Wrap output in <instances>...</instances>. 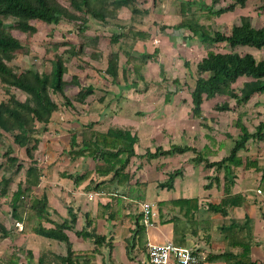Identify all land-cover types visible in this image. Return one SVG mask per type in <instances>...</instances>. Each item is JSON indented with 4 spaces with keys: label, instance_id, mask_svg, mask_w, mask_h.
<instances>
[{
    "label": "crops",
    "instance_id": "crops-1",
    "mask_svg": "<svg viewBox=\"0 0 264 264\" xmlns=\"http://www.w3.org/2000/svg\"><path fill=\"white\" fill-rule=\"evenodd\" d=\"M152 1V11L144 10L156 16L133 21L126 31L115 20L108 37L119 34L114 47L87 58L85 67L73 72L75 83L64 79L68 98L67 90L75 88L72 106L58 105L40 133L39 178L26 197L45 202L46 228L69 218L72 209L76 221L64 230L68 242L3 221L0 264H64L68 247L76 255L74 264H147L149 242L197 249L205 254L204 264H264V135L247 139L236 160L211 164L230 155L242 128L252 133L264 120V114L251 119L254 105H248L257 103L256 93L244 103L203 94L200 112L194 114L196 64L208 43L174 25L180 22L181 1L197 14L207 2L197 9L190 7L200 4L197 0ZM211 1V11L222 8L214 10ZM93 36L103 39L105 33L95 30ZM114 52L118 70L112 76L105 69ZM128 54L145 60L138 74L126 62ZM231 100V110L217 108ZM109 128L135 137L127 162L122 163L124 153L101 145L93 154H74L93 146L96 133ZM144 200L154 211L148 226L140 213ZM83 231L105 240L95 244Z\"/></svg>",
    "mask_w": 264,
    "mask_h": 264
},
{
    "label": "trees",
    "instance_id": "trees-1",
    "mask_svg": "<svg viewBox=\"0 0 264 264\" xmlns=\"http://www.w3.org/2000/svg\"><path fill=\"white\" fill-rule=\"evenodd\" d=\"M244 1L235 0L233 4L220 8L217 12L229 10L233 8L235 3L243 4ZM69 3L75 9L82 8L87 14L100 22H105L106 18L116 17L118 9L125 4H132L131 10L135 13L140 11V8L134 5V0H69ZM66 12V7L57 0H0V18L11 17L14 24L22 31L35 29L30 23L31 20H39L49 24L58 23L61 16L66 14ZM174 27L186 30L191 37L195 36L204 43L219 44L224 42L225 46L229 49L225 52L209 49L206 55L196 64L197 75L195 85L191 91L194 114L200 112L203 94H206V96L220 94L230 96L239 101H247L253 92L264 91V58L257 60L249 52L240 53L235 50L239 46H249L257 49L263 47L264 25L251 27L249 25L233 24L226 32L219 30L211 31L207 25L200 22V15L189 12L187 10V2L181 1L180 22L174 25ZM82 28H85L84 24ZM118 38L119 34L113 36L112 40H117ZM19 45V41L12 34L0 28L1 75L9 73L4 60L9 58ZM126 58V62L132 64L134 72L138 74L139 67L145 60L130 54ZM117 70L118 54L114 52L108 58L105 71L115 76ZM8 75L9 86L22 90L28 97L23 101H19L15 99L13 94H9V99L0 104V132L12 134L14 143L24 147L27 156L32 160L31 162H34L32 151L37 148L41 133L37 129L36 123H48L52 114L57 109V104L50 97L46 81L39 76L33 73L29 76L26 71ZM63 75L64 65L57 57L55 68L48 83L53 91L63 96L64 103L72 106L69 98L63 92V86L66 83ZM240 77H249L251 80L245 83V87L238 94L235 88L232 87V84ZM217 108L221 110L228 109V104L223 103ZM241 131L240 137L232 147L230 155L211 164L220 165L226 161L236 160L235 155L237 150L244 146L247 139L250 137L261 139L263 137L264 120L259 121L252 133H249L245 128H242ZM134 141L135 137L128 130L109 128L105 134L96 133L93 142L94 148L91 145H84L81 150L74 151V154L79 155L87 152L88 154H93L101 148L100 145L104 148L113 147L116 148V154L119 152L125 154V158L122 159V163H125L134 152ZM73 142L72 139V145L74 144ZM175 149L184 150L185 147H175ZM163 152H169V150H164ZM6 153V161L5 163H0V170L6 167L12 169L13 172H19L22 165L18 163L17 157L10 155L9 150ZM25 174V183L18 182L16 189L10 196V202L13 207L12 213L18 221L22 222L21 230L23 232H35L46 237L68 242V236L64 230L70 228L76 221V214L72 209H68L69 218L63 219L60 223H56L54 227L49 228L42 225V221H48L45 202L36 196H31L28 199L26 197L27 202L24 206V215L17 214L18 202L21 197L25 194L28 196L27 191L31 185L38 182L39 174L36 164L30 163L26 168ZM3 181H8V179L2 175L0 178V194L7 192L6 187H1ZM0 228L3 234L6 233L3 225ZM83 234L94 237L95 244H99L105 240L104 236L94 232L85 231ZM74 256L76 255L68 247L66 254L62 257L64 264H72Z\"/></svg>",
    "mask_w": 264,
    "mask_h": 264
},
{
    "label": "rangeland",
    "instance_id": "rangeland-1",
    "mask_svg": "<svg viewBox=\"0 0 264 264\" xmlns=\"http://www.w3.org/2000/svg\"><path fill=\"white\" fill-rule=\"evenodd\" d=\"M57 1L67 9L66 14L61 16L58 23L49 24L39 20H31L30 23L35 27V29L31 31H22L14 24V21L11 17H1L0 28L5 32L12 34L20 43V45L11 53V56L4 60L9 71L8 74H18L20 72L26 71L29 76L31 73H33L45 80L48 86L47 89L50 97L57 104L58 109V105L63 104L64 98L60 93L53 91L48 83L55 68L57 57L64 65L63 78L70 84H72V82L75 83L76 81L71 79L73 72L77 68H81V65L85 67L83 63L87 58L95 57L99 51L98 49L107 48L108 45L114 47L115 42L112 41L111 38L108 39V37L111 34V32H109L111 31V28H115V26H113L115 20L123 22V25L126 26L124 28L126 31L127 29H131V26L134 27L133 21L149 19L150 16H156L157 14H153L155 12L147 13L144 10L146 7L152 11V8H154L152 0H134V5L140 8L138 13H135L131 10L132 4H125L118 9L116 17L106 18V21L108 19L111 20L105 25L99 20L91 17L82 8H73L69 3V0ZM205 1L207 2V8L205 11L199 13L201 14L200 21L207 25L211 31L219 30L226 32L233 24L249 25L251 27H260L264 25V0H245L243 4L235 3L233 8L220 13L213 10L211 11V8L209 9L210 11H207L209 5L212 2L211 0H197V3L200 4H190V7L194 6V8L198 9L201 7V5H203V3L205 5ZM214 3L216 4H213L211 7L215 6L214 10H217L219 6L225 8L228 7V5L230 6L232 2L230 0H215ZM83 24L85 25V28H82ZM95 30H99L100 34L105 33L103 39H98L97 37V39L94 40L93 34ZM113 32L115 31L113 30ZM206 45L208 49L212 48L215 51L225 52L229 50L228 47L225 46L224 42L219 44H211L213 46L208 44ZM122 46L123 48L126 47L124 44ZM235 50L240 53L249 52L253 54L257 60L264 58V46L259 49L249 46H239L236 47ZM102 52L103 51L101 50L99 52L101 56ZM105 56L108 57V54ZM8 74H0V104L2 102H6L9 99V94H13L15 99L19 101L25 100V98L28 97L25 92L13 86H9ZM250 80L251 78L249 77H240L232 84V87L235 88L238 94H240L241 89L245 87V83L249 82ZM74 91V87L67 90L69 99L73 98ZM253 93L257 94V96L256 94L254 95L257 103H250L248 106L252 107L254 105L252 113L254 111L255 115H252L251 119H254V122H256V119L263 117L264 114V91L261 93ZM230 102L231 105L229 104L228 106L229 110L235 107L233 100ZM242 103H244V101H242ZM224 114H226L225 111ZM36 126L40 132L45 129V124L36 123ZM38 147L39 146L37 145V148L32 151L34 162H31L32 160L27 156L25 148L14 143L12 134L3 131L0 132V163H5L7 157L6 151L9 150L10 155L17 157L18 163L22 165L19 172L17 173L6 167L0 170V178L3 175L8 179V181H3L1 183V187H6L7 192L5 194H0V226L3 225V221L6 222L10 220L13 223L12 225L18 227L16 224V218L12 213L13 207L10 202V196L16 189L18 182L21 181L25 183V172L28 165H30V163L37 164L39 159ZM26 202L25 194L18 202V215H24V206Z\"/></svg>",
    "mask_w": 264,
    "mask_h": 264
},
{
    "label": "built area",
    "instance_id": "built-area-1",
    "mask_svg": "<svg viewBox=\"0 0 264 264\" xmlns=\"http://www.w3.org/2000/svg\"><path fill=\"white\" fill-rule=\"evenodd\" d=\"M140 213L144 225H152L154 211L152 203L142 201L140 203ZM22 228L21 222H16ZM146 252L148 256L147 264H204L205 254L202 251L191 247L176 246L173 243H147Z\"/></svg>",
    "mask_w": 264,
    "mask_h": 264
}]
</instances>
